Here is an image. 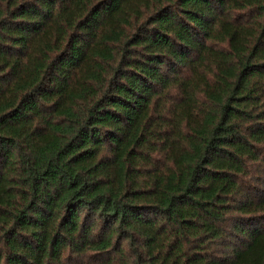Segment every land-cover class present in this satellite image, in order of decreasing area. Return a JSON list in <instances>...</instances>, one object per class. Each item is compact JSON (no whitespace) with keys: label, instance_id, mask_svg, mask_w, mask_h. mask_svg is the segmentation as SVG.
I'll return each mask as SVG.
<instances>
[{"label":"trees","instance_id":"obj_1","mask_svg":"<svg viewBox=\"0 0 264 264\" xmlns=\"http://www.w3.org/2000/svg\"><path fill=\"white\" fill-rule=\"evenodd\" d=\"M0 264H264V0H0Z\"/></svg>","mask_w":264,"mask_h":264}]
</instances>
